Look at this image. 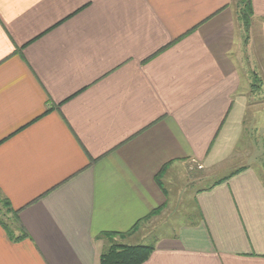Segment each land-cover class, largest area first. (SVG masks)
Masks as SVG:
<instances>
[{
  "label": "crops",
  "instance_id": "1",
  "mask_svg": "<svg viewBox=\"0 0 264 264\" xmlns=\"http://www.w3.org/2000/svg\"><path fill=\"white\" fill-rule=\"evenodd\" d=\"M251 6L247 31L244 0H0V201L18 210L0 264H100L112 243L141 244L181 168L231 169L142 264H264L246 125L264 119L250 73L264 0Z\"/></svg>",
  "mask_w": 264,
  "mask_h": 264
},
{
  "label": "rangeland",
  "instance_id": "2",
  "mask_svg": "<svg viewBox=\"0 0 264 264\" xmlns=\"http://www.w3.org/2000/svg\"><path fill=\"white\" fill-rule=\"evenodd\" d=\"M246 36V35H244ZM263 60L262 55L250 56L251 60V77L253 78V83L256 85L255 90L259 84L262 85L261 90L255 96L252 110L256 109V113L264 110V71L260 70V64L257 61ZM259 64V65H258ZM257 72V73H254ZM247 126L249 128L252 138L255 139L257 143V152L260 154V162L264 166V119L260 116H255L251 114L247 120ZM231 168H226L220 172L209 175L203 180H198L189 177L185 174L184 169L181 168V172L177 174L173 183H166L170 191V196L168 199V207L164 209L162 207L161 211L156 215L151 216V220L145 221V231L141 236V240L138 243L141 244H154L156 237H162L165 235L173 234L177 232L178 227L189 221L196 219L197 217V202L196 193L205 187L210 186L215 180L220 178L225 173H228ZM3 204L0 202V212L4 211ZM3 217V216H2ZM6 218V217H5ZM148 224V225H147Z\"/></svg>",
  "mask_w": 264,
  "mask_h": 264
},
{
  "label": "trees",
  "instance_id": "3",
  "mask_svg": "<svg viewBox=\"0 0 264 264\" xmlns=\"http://www.w3.org/2000/svg\"><path fill=\"white\" fill-rule=\"evenodd\" d=\"M244 10H243V23L248 31L250 26V14L252 13L251 0H244ZM167 165L163 166L160 172L156 175V179L160 185H162L161 177L166 170ZM243 168H239L234 171V173L239 172ZM232 175V174H231ZM229 176L222 178L217 183L223 182L228 179ZM3 204L5 212H0V223L4 227L5 231L12 238L14 228L13 225L18 221V210H13L11 208V204L8 199H3L0 201ZM163 205L153 209L145 219L156 215L162 209ZM3 216V217H2ZM6 217V218H5ZM136 225L134 226V228ZM133 228V229H134ZM132 231V230H131ZM107 235L113 236L118 232H106ZM155 249L154 244H120V243H112L108 246L101 254L100 264H142L145 262L152 254Z\"/></svg>",
  "mask_w": 264,
  "mask_h": 264
}]
</instances>
